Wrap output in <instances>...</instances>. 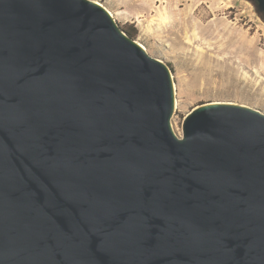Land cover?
I'll return each instance as SVG.
<instances>
[{
  "label": "water",
  "instance_id": "1",
  "mask_svg": "<svg viewBox=\"0 0 264 264\" xmlns=\"http://www.w3.org/2000/svg\"><path fill=\"white\" fill-rule=\"evenodd\" d=\"M175 108L101 3L0 0V264H264V113Z\"/></svg>",
  "mask_w": 264,
  "mask_h": 264
},
{
  "label": "rangeland",
  "instance_id": "2",
  "mask_svg": "<svg viewBox=\"0 0 264 264\" xmlns=\"http://www.w3.org/2000/svg\"><path fill=\"white\" fill-rule=\"evenodd\" d=\"M93 1L122 28L131 25L135 40L172 68L178 136L186 116L202 104L235 103L264 113V21L252 2Z\"/></svg>",
  "mask_w": 264,
  "mask_h": 264
},
{
  "label": "trees",
  "instance_id": "3",
  "mask_svg": "<svg viewBox=\"0 0 264 264\" xmlns=\"http://www.w3.org/2000/svg\"><path fill=\"white\" fill-rule=\"evenodd\" d=\"M123 29L131 36L133 37L134 39L136 38V35L137 33L133 34V31H132V28H131V25H126V26H123ZM135 30V29H134Z\"/></svg>",
  "mask_w": 264,
  "mask_h": 264
},
{
  "label": "bare ground",
  "instance_id": "4",
  "mask_svg": "<svg viewBox=\"0 0 264 264\" xmlns=\"http://www.w3.org/2000/svg\"><path fill=\"white\" fill-rule=\"evenodd\" d=\"M161 19H162V18H161ZM163 20H165V18H163ZM163 20H162V21H163ZM166 21H167V20H166Z\"/></svg>",
  "mask_w": 264,
  "mask_h": 264
}]
</instances>
